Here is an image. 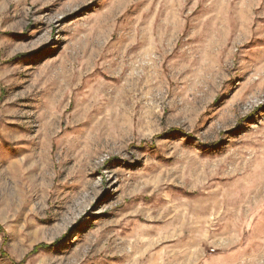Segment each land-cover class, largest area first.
Wrapping results in <instances>:
<instances>
[{"label":"rangeland","instance_id":"obj_1","mask_svg":"<svg viewBox=\"0 0 264 264\" xmlns=\"http://www.w3.org/2000/svg\"><path fill=\"white\" fill-rule=\"evenodd\" d=\"M0 264H264V0H0Z\"/></svg>","mask_w":264,"mask_h":264}]
</instances>
